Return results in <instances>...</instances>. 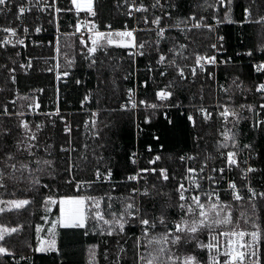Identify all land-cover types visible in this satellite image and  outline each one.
I'll return each mask as SVG.
<instances>
[{"label": "snow or ice", "instance_id": "1", "mask_svg": "<svg viewBox=\"0 0 264 264\" xmlns=\"http://www.w3.org/2000/svg\"><path fill=\"white\" fill-rule=\"evenodd\" d=\"M75 13L81 11L87 15L96 17V20L81 22L79 19L75 24V32L80 33L79 44L82 46L81 58L87 63V67L96 71L99 82H103L102 76L105 69V58L109 61V71L116 72L121 68L119 61L112 64V57L109 48L126 50L127 58L130 61L129 70L124 74L123 79L128 80L133 75L131 65L136 63L137 57H144L147 61L144 71L147 78L140 82L145 90L148 88L149 80L157 84L153 89L151 101L149 98L140 99L137 97L136 88L126 90V100L118 105L111 112L132 115L143 107V124L149 125L151 118L161 107H183L178 93L183 91L189 83H195L201 75L208 80H216V72L221 65L225 67V76L230 83L217 84L220 93L227 98L226 101L218 100L216 103L217 116L221 119L222 125L219 131V139L215 143L216 156L211 154L205 156L199 167L191 166V162H198L196 155H180L181 162H189L179 173L169 171L164 164V157L157 153L151 156L147 163L150 167L137 168L135 172L128 174L122 183L126 184L130 192L126 196L114 198L111 192L104 196L94 195H65L54 199L52 196L44 195L42 188L50 189L47 183L41 184L37 173L47 175L50 179L60 176L65 183L72 184L76 172H82L94 167V179L75 180L77 191L83 186L91 187L93 183L108 182L111 184L113 170L106 167L101 171L100 161L105 157L102 152L108 147L102 135L103 129L99 127L102 121L99 120V109L91 111L88 119L83 121L85 129L84 140L73 136V127L70 121L60 113L59 107L53 112L40 110V102L36 95L23 94L19 89H13L15 98L7 103H0V188L6 189V180L23 181L27 180L33 186L35 192L44 201L46 212H50V205H59V214L56 219L49 222L47 215L42 219L50 223L47 229L48 238L40 237L41 226L36 225L37 246L34 248L38 253H56L59 257L61 249L57 246L56 237L59 235L57 229H64L69 235H75L78 230H83V235L89 232L100 235H126V226L129 229H138L140 235L135 239L136 261L135 264H201L200 258L191 252L178 253L176 250L182 245L194 242L198 249H207V264H264V208L260 206L264 202V183L254 185L252 179L259 174L260 180L264 182V168L254 166L250 161L255 159L256 148L253 143H243L241 146L240 137L243 134L239 129L241 120H249L250 130L253 132L264 131V82H258L254 86V102H244L235 105V91L247 93L252 88L244 87L239 76H230L227 68L232 63L231 58L218 59L216 54H195V60L186 73L188 65H182L179 60H186L187 45L177 43L172 31L176 30L185 40L195 43L193 33L204 35L216 32L217 26L227 21L234 22L232 12L234 0H197L193 10L180 14L182 9L181 0H115V8L126 19L122 29H113L111 24L103 25L105 31H100L98 25L102 11L107 7V0H71ZM253 5L256 6L257 14L253 18ZM73 8L62 9L57 6V0H0V16L6 20L9 14L12 19L7 23H0V49L7 53L8 48L16 49L25 47V39L31 35V31L40 33L42 27L36 24L29 25L26 20L31 17L33 20L39 17L34 16V10L44 13L51 9L49 23L55 25L57 38L55 44L57 60L52 67L46 71H54L56 79L61 76L67 77V70L60 71V63L57 57L60 56V25L59 14L62 11H72ZM264 0H248L243 7V19L238 21L241 25L256 23L264 25ZM206 13V15H205ZM139 14V15H137ZM171 21V23H169ZM214 21L215 23H210ZM135 22L137 27L132 26ZM143 25V26H140ZM87 30V36L81 32V28ZM149 34L143 38L138 33ZM72 35V34H65ZM223 36H217L216 41L208 45L214 53L224 50ZM90 42V44H89ZM164 43L170 45L165 48ZM258 50L264 52V46ZM102 53V57L97 53ZM251 57L253 53H244ZM20 51L7 54L5 63H0V69L5 70L4 79L12 85H16L17 70L27 73L33 67L32 59L28 58L25 63H19L14 57L20 56ZM240 55V53H237ZM120 59H123L121 57ZM47 63V61H46ZM73 60H66L67 67H72ZM18 64V67H17ZM208 66H212L210 69ZM255 71L264 75V61L253 65ZM150 74V75H148ZM156 77L164 78L166 81L163 88L158 87ZM191 77V79H189ZM77 84L81 81L77 80ZM5 89L0 87V92ZM33 92L40 93L43 89H34ZM91 93L84 95L80 101L83 107L90 101ZM17 100L22 103L17 104ZM203 97L201 96V101ZM159 101L160 103H157ZM99 104V98L97 99ZM193 109L187 114L189 125L196 129L200 123H208L213 119V113L203 103L191 105ZM249 116H243L242 112ZM199 113L200 123H198ZM44 116L45 120H29L27 117ZM167 124L175 127L173 120L168 119ZM57 120L62 123L61 135L63 141L54 147V143L42 138L45 129L54 131L57 127ZM104 128L110 131H119L116 122L104 124ZM138 133L144 131L140 124H136ZM151 139L160 140V135L153 134ZM202 137L197 133L194 143L199 147V140ZM91 140L90 144L88 141ZM159 147L163 149V144ZM147 151H153L152 145L148 144ZM57 153V157H54ZM242 153L246 158L241 160ZM219 159L218 166H210L209 161ZM133 165L137 164V153L132 152L128 157ZM171 159V157H169ZM66 173L67 175H63ZM229 173H235V177L227 179ZM175 181V184L172 182ZM206 181L205 188L202 182ZM128 182H133L129 184ZM142 182V183H141ZM226 182L227 187L223 191L230 192L232 201L237 202L241 211L239 217L233 218V203L221 199V188L213 185H222ZM171 186L170 192L164 189ZM113 189L115 186H112ZM246 189V192L243 191ZM171 193H174L172 195ZM107 197V212L101 209V201ZM167 197V202L161 205L160 211L154 213L156 203L161 198ZM114 199L120 201V209L112 211ZM33 200L27 198L3 199L0 198V214L13 210L24 209ZM246 202V207L244 206ZM151 205V208L149 207ZM168 209H175L179 219L170 222ZM107 217V218H106ZM245 224L251 225V230L240 228V219ZM90 221L94 222L90 224ZM22 228V225L6 226L0 224V257L14 256V251L8 247L11 237ZM163 229L162 231L158 229ZM223 229L217 233V229ZM204 230L208 231L209 241L204 243L198 236ZM96 246L89 248V264H97ZM143 249V251H141ZM125 249L121 246L115 257V264H121ZM25 259L24 256L20 257ZM107 259V250H105ZM14 264H19L15 261Z\"/></svg>", "mask_w": 264, "mask_h": 264}, {"label": "trees", "instance_id": "2", "mask_svg": "<svg viewBox=\"0 0 264 264\" xmlns=\"http://www.w3.org/2000/svg\"><path fill=\"white\" fill-rule=\"evenodd\" d=\"M197 3V0H181L182 9L180 14L187 13L193 10V5ZM248 3V0H234L232 19L234 22L228 23L225 21L222 23L220 29L221 34L224 37L225 47L224 54L221 58H231L232 63L228 66L227 71L230 76H239L240 81L243 82L244 87L252 88L253 91L247 93L241 91H235V99L232 103L238 105L244 102H254L256 97L254 95V86L261 81V76L256 74L253 70V64L264 60V52L258 50L264 46V25L256 23H246L241 25L238 21L243 19V7ZM257 14L256 6L253 5V18ZM261 14H264V9L261 10ZM206 15V13H205ZM62 20L65 23H73V16L70 13H63ZM104 23H111L114 29H122L123 23L126 19L125 16L120 14V10L115 8V0H107V7L102 11L99 17ZM171 23V21H169ZM65 24L64 28L70 30L71 27ZM133 26V22H132ZM143 38H148L149 34L140 32L138 34ZM172 35L176 37L177 43H185L187 50L185 55L188 57L186 60H179L182 65H188L185 68L186 73L190 71V67L195 60V54H214V51L208 47L213 41L211 34H196L193 33L195 43L191 40H185L182 35L176 31H172ZM165 48L169 47L167 43H164ZM60 68L61 71L67 70L69 77L65 84L57 85L54 76L46 71V67L39 65L37 69L30 73L19 72L17 74V89H19L21 95L33 94L37 96L41 103L40 110L44 112H53L59 107L60 113L66 118H70L73 125V136L79 138V140L86 139L85 129L83 121L88 119L91 111H97L99 109V120L102 123L99 127L103 129L102 135L106 141H108V147L102 152L105 157L100 161L99 166L101 171L106 167H111L113 170V176L111 184L108 182L93 183L91 187L83 185L79 191L75 187V180H90L94 179V167L89 166V169L76 172L74 181L72 184L65 183L60 176L56 179H50L47 175L37 173L40 177L41 184L47 183L50 185V189L42 188L40 191L46 196H52L54 199L65 195H94L97 197L104 196L105 193L111 192L114 198L126 196L130 192V189L126 184L122 183L128 174L135 172V166L131 163L128 157L131 153L139 149L141 152L142 168L148 167V159L160 153L164 157V164L169 167L171 173L176 174L177 179L179 173L183 170L184 163L179 160V156L182 154H193L199 159H202L211 154L216 156L215 143L220 138L219 129L221 128L222 121L217 116L216 103L218 100L226 101V97L223 93H220L217 84H224L227 86L230 83V79L225 76V67L221 65L218 69H213L216 72V80H208L205 75L199 76L195 83H189L185 86L184 90L179 92V99L183 104V107H188V112L192 111L191 105H199L203 103L213 113V119L208 123H200L199 116H197L200 126L193 129L186 117V112H181V107H170L166 110V116L168 119L173 120L175 127L167 124L166 116H163L162 111H157L151 118L149 125L143 124V112L134 113L132 115L122 114L119 112H111L110 109L118 108L120 103L126 100V90L133 88L135 85V64L131 65V71L133 75L128 80H124V74L129 70L130 61L127 58L126 50L119 48H109V53L113 58L111 63L115 64L119 61L121 68L116 72L109 71V61L105 58V69L102 76L103 82H99L96 71L89 69L87 63L82 60L79 53L80 45L77 38L72 35H65L60 38ZM251 51L253 55L251 57L244 53ZM15 50L0 49V63H5L7 54L14 53ZM240 53V55H237ZM102 57V53H97ZM123 57V59H120ZM21 56L14 57L19 62ZM75 63L72 67H67L66 60H73ZM147 61L144 57H138L137 59V78L140 84L141 81L147 78L144 68ZM210 69L212 66H208ZM5 70L0 69V87L5 89L4 92H0V103H7L10 99L14 98L13 89H16L10 82H6L4 79ZM150 75V74H148ZM191 79V77H189ZM80 80L81 83L77 84L76 81ZM158 87L163 88L165 84L164 78L156 77ZM157 87L156 83L152 80L148 82L147 90H140L142 95L147 96L151 100L153 95V89ZM34 89H43V92L35 93ZM91 93L90 101L86 102L82 107L80 101L84 95ZM201 96L203 100L201 101ZM99 98V104L97 99ZM22 101L17 102V104ZM243 116H249L250 114L245 112L241 113ZM29 120L35 119L38 121L45 120L44 116H28ZM4 119V118H0ZM116 122L119 131L115 129L111 131L108 128H104V124ZM136 124H140L144 129L142 133H138ZM77 127V128H75ZM62 123L57 120V127L54 131L45 129L42 134V138L48 139V142L54 143V147L58 149V145L63 141L61 135ZM239 129L243 133L240 137L241 146L243 143H253L256 148V155L259 164L264 168V131L253 132L249 127V120L243 119L239 124ZM199 133L202 139L199 140V147L194 143V137ZM153 134L160 135L159 141L151 139ZM90 144L91 140L88 141ZM148 144L152 145L153 151L149 153L147 151ZM163 144V149L159 147ZM161 149V150H160ZM57 157V153L53 154ZM171 157V159H169ZM58 158V157H57ZM217 159V158H216ZM216 159H213L215 161ZM212 161V160H211ZM63 175H67L64 173ZM7 188H0V198L3 199H20L27 198L33 200L32 203L25 206L24 209L13 210L11 212H5L0 214V224L6 226L22 225V228L17 233L12 234L11 237H6L9 241L8 247H10L14 253H22L36 247V225H42L44 220L43 216L46 215L44 211V201L40 195L35 192V189L25 179L23 181L6 180ZM131 184L132 182H128ZM175 184V181L172 182ZM112 186H115L114 189ZM171 186L164 189L166 192H170ZM174 195V193H171ZM167 202V197H163L156 203V208L153 209L154 213L160 211L161 205ZM112 211H118L120 209V201L114 199L112 201ZM233 218L239 217L241 208L237 203H233ZM245 207L246 202H245ZM260 206L264 208V202H261ZM151 208V205H149ZM101 209L107 212V197L101 201ZM55 211L58 212V206L55 207ZM169 221H175L179 219V214L175 209H168ZM107 218V217H106ZM94 223L90 221V224ZM264 226V220L261 221ZM240 228L251 229L250 224H245L243 219H240ZM162 231L163 229H158ZM223 230L217 229L216 231ZM126 235H100L99 233L89 232L87 236L83 235V230H78L75 235H69L66 230L59 229L58 248L61 249V255L58 257L56 253H41L37 258L40 264H89V248L90 246H96V261L97 264H115V257L119 248L122 246L125 249L123 253L121 264H135L136 261V245L135 239L140 235L138 229H129L126 226ZM207 230L201 232L198 236L199 240L205 242ZM2 243V242H0ZM105 250H107V259H105ZM264 250V245H262ZM143 251V249H141ZM182 254L185 252H191L197 255L201 262L204 260V249H198L195 247L194 242H189L182 245L176 250Z\"/></svg>", "mask_w": 264, "mask_h": 264}, {"label": "built area", "instance_id": "3", "mask_svg": "<svg viewBox=\"0 0 264 264\" xmlns=\"http://www.w3.org/2000/svg\"><path fill=\"white\" fill-rule=\"evenodd\" d=\"M51 2H52V0H48V3H51ZM57 6L60 7V8H62V9L73 8V6L71 4V0H57ZM50 11H51V9H49L48 11H46L44 13H39V12H36L34 10L33 15L34 16H37L39 18L33 20L31 17H29L26 20V23H28L29 25H32V24L39 25V26L42 27V31L40 33H35L30 28L31 35L25 39V45H26L25 47H22V48L21 47H18L16 49L8 48V50H15V51L18 50V51H20L21 58H20L18 64L19 63H25L28 58H31L32 59L33 67L31 69H28L27 70V73H30V72L35 71L39 65H42V66H44L46 68H49V67L54 66L56 64V62H57V60L51 59V57H56L57 56V53L55 51V44H56V38H57V35L58 34L56 32L55 25L48 22L49 19H50L48 13ZM63 13H70V14H72V16H73V23H72V25H70V23H65L62 20V17L61 16H62ZM53 15H58L59 16V25H60V34H59V36H60V38L62 36H65V34H72V36H74V37L77 38L78 43H79L80 33H76L75 32V27H74L75 24H76V22H77V20L79 19L82 23L85 22V21H87V20H96V17L89 16L84 11H81L79 13V15H77L75 13L74 8H73L72 11H62L59 14L53 13ZM137 15H139V14H137ZM11 19H12L11 14L8 15L7 20L3 16H0V23H7V21L8 20H11ZM97 22H98V25H100V27H99V30L100 31H105L106 30L105 27H103V25L111 24V23H104L100 18H99V20ZM209 22L210 23H213V24L215 23L214 21H209ZM65 24H67V26L70 25L71 29L70 30L65 29L64 28ZM221 25H222V23L217 26L216 32L210 33L213 36V41L214 42L216 41L217 36H223L221 34V32H220V29H219L221 27ZM111 26H112V24H111ZM140 26H143V25H140ZM133 27H137V25L135 24V22H133ZM112 28H113V26H112ZM174 31H176V30H173V32ZM81 32H83L85 34V36H87V30H86V28L82 27L81 28ZM222 43H223V47H225V42L223 41ZM89 44H90V42H89ZM81 51H82V46L80 45V50H79V53L80 54H81ZM224 53L225 52L223 50V51H220V52H216L214 54L217 55L218 59H224V58H221ZM57 59H58V57H57ZM137 59H138V57L136 58V63H135V66H136V73H135L136 79H135V82L136 83H135V85H134L133 88H136L137 89V97L140 98V99H143V98H146V97H145V95H142L140 93V90H145V88L142 87V86H140V84L138 82V78H137V71H138V68H137ZM46 61H47V63H46ZM262 61H264V60H261L259 62H262ZM259 62H256L253 65H255V64L259 63ZM18 64H17V67H18ZM253 70H254V72L256 74H259L261 76V81L260 82H264V75H262L260 73H257L255 71V68L254 67H253ZM60 71H61V68H60ZM19 72H24V71L18 69L16 75ZM48 72L51 73L54 76V79H55V82H56L57 85H59V84H65L66 81H67V79H68V77H69V75L67 77L61 76V78L59 80H57L56 79V74H55L54 71H51V72L48 71ZM14 86L17 89V84L14 85ZM14 98H15V95H14ZM38 101H39V99H38ZM17 102H18V100H17ZM156 102L157 103H160L159 101H156ZM40 107H41V103H40ZM168 108H170V107H161L158 111H162L163 112V116H166V110ZM139 112H144L143 107H141L135 113H139ZM181 112L182 113L186 112V114H188L189 113L188 112V107H181ZM197 116H199V113H197ZM67 119L71 123L70 118H67ZM71 125H72V123H71ZM72 127H73V125H72ZM75 128H77V127H75ZM133 152H136L137 153V164L134 165L135 166V169L142 168L141 152H140V150L139 149H136ZM182 155H186V154H182ZM187 155H193V154H187ZM246 155H247L246 153H242L241 156H240V159L241 160L245 159L246 158ZM197 161L198 162H191V166H193V167H199V162H202L203 160L202 159H199L197 157ZM183 163H184V167H185L189 162H183ZM250 163H252L254 166H256L258 168H262L261 165L258 162L257 155L255 156V159L254 160L250 161ZM209 165L210 166H218L219 165V159L217 158L215 161H213V160L211 161L210 160L209 161ZM148 167H150V166H148ZM232 178H237V177H235V173H229V174H227L226 177H225V181L227 179H232ZM178 179H179V176H178ZM202 183L204 184L205 188L208 187L206 181H204ZM252 183L254 185H260V184H262L264 182H262L260 180L259 174H256L253 177V179H252ZM213 187H220L221 188V199L222 200H226V201H229L231 203H237L235 201H232L230 192L223 191V188H226L227 187L226 182L223 183L222 185H213ZM243 191L246 192V189L243 190ZM249 230H251V229H249ZM218 232L219 231H217V233ZM208 241H209V236L207 234L204 243L206 244V243H208ZM34 248L35 247H31L30 249H28L27 251L22 252V253H15L14 256L0 257V264H14L15 261H18L19 264H40V262L38 261V258L37 257L41 253L35 252L34 251ZM207 255H208L207 249L205 248L204 249V260L201 262V264H207ZM21 256H24L25 259L21 260L20 259Z\"/></svg>", "mask_w": 264, "mask_h": 264}, {"label": "rangeland", "instance_id": "4", "mask_svg": "<svg viewBox=\"0 0 264 264\" xmlns=\"http://www.w3.org/2000/svg\"><path fill=\"white\" fill-rule=\"evenodd\" d=\"M60 56L58 57V60H59V63H60ZM58 200V199H57ZM56 206H58V212H56L55 211V207ZM50 208H51V211L50 212H46V210H45V207H44V211L46 212V215L48 216V218H49V222L51 221V220H54V219H56V217L58 216V214H59V205H58V203L57 204H53V205H50ZM41 226V233H40V237L42 238V239H47L48 238V233H47V229H48V227L50 226V223H48V222H45L44 221V223L42 224V225H40ZM59 229L60 228H58L57 229V232L59 233ZM58 238H59V235L56 237V239H57V246H58ZM36 240H37V235H36ZM38 243V242H37ZM37 246V245H36Z\"/></svg>", "mask_w": 264, "mask_h": 264}]
</instances>
